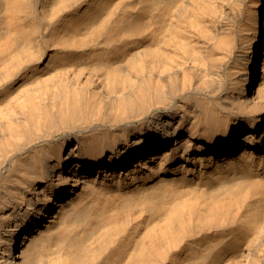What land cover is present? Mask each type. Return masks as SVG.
Instances as JSON below:
<instances>
[{
    "label": "bare ground",
    "instance_id": "obj_1",
    "mask_svg": "<svg viewBox=\"0 0 264 264\" xmlns=\"http://www.w3.org/2000/svg\"><path fill=\"white\" fill-rule=\"evenodd\" d=\"M0 264H264V0H0Z\"/></svg>",
    "mask_w": 264,
    "mask_h": 264
}]
</instances>
